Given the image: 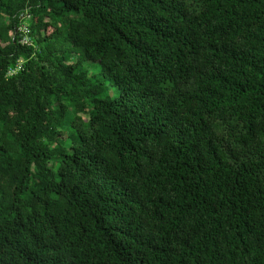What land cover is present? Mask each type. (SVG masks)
Wrapping results in <instances>:
<instances>
[{
  "label": "trees",
  "instance_id": "obj_1",
  "mask_svg": "<svg viewBox=\"0 0 264 264\" xmlns=\"http://www.w3.org/2000/svg\"><path fill=\"white\" fill-rule=\"evenodd\" d=\"M0 264H264V0H0Z\"/></svg>",
  "mask_w": 264,
  "mask_h": 264
},
{
  "label": "rangeland",
  "instance_id": "obj_2",
  "mask_svg": "<svg viewBox=\"0 0 264 264\" xmlns=\"http://www.w3.org/2000/svg\"><path fill=\"white\" fill-rule=\"evenodd\" d=\"M50 32V30H49ZM73 59H78L76 54L72 55ZM81 66L89 72V76L97 82L100 80L105 81L103 74L101 73V66L98 62L83 60ZM106 89L103 94L104 97L113 99L118 94V89L113 86L109 81H105Z\"/></svg>",
  "mask_w": 264,
  "mask_h": 264
},
{
  "label": "built area",
  "instance_id": "obj_3",
  "mask_svg": "<svg viewBox=\"0 0 264 264\" xmlns=\"http://www.w3.org/2000/svg\"><path fill=\"white\" fill-rule=\"evenodd\" d=\"M28 18H29V16H28ZM22 30L25 31V30H26V26H23V27H22ZM24 41H25V39H24ZM20 67H21V64L17 66V68H20ZM9 73L14 74L13 71H11V72H9Z\"/></svg>",
  "mask_w": 264,
  "mask_h": 264
}]
</instances>
